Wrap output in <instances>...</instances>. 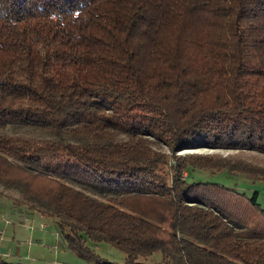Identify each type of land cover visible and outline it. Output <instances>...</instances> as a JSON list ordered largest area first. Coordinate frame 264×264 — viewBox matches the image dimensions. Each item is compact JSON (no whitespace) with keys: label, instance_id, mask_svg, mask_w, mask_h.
Listing matches in <instances>:
<instances>
[{"label":"trees","instance_id":"obj_1","mask_svg":"<svg viewBox=\"0 0 264 264\" xmlns=\"http://www.w3.org/2000/svg\"><path fill=\"white\" fill-rule=\"evenodd\" d=\"M204 149L264 156V0H0V188L70 252L264 264L257 195L187 183L264 165Z\"/></svg>","mask_w":264,"mask_h":264},{"label":"rangeland","instance_id":"obj_2","mask_svg":"<svg viewBox=\"0 0 264 264\" xmlns=\"http://www.w3.org/2000/svg\"><path fill=\"white\" fill-rule=\"evenodd\" d=\"M165 152L163 147H156ZM187 154H217L220 156L239 155L245 160H251L255 164L264 165V156L254 153H238L236 151H217V150H189L178 152L177 155ZM255 157V158H252ZM184 174V173H183ZM187 183L200 182L208 184H217L228 189H232L239 193L251 197L257 195V202L264 210V181L257 178L241 174L231 173L229 171L211 172L206 170H194L188 172ZM18 194L13 191H6L0 188V239L3 238L5 232L2 249L7 250L6 242L15 240L16 246H20L22 251H25L31 245L42 244V249L38 250V254L46 258L48 263L44 264H95L92 261L84 260L73 254L67 249L66 242L59 232L56 222L51 219L41 218L37 213L28 211L25 207H16L13 205V199ZM13 198V199H11ZM44 225V228H41ZM57 244L59 251H54L51 247ZM87 246L101 259L116 264H124L126 262L125 254L108 243L91 241L86 242ZM45 246V247H44ZM43 252V254H41ZM59 254L57 259L54 255ZM3 254V253H0ZM4 260V258H0ZM162 260L159 252L153 253L149 257H140L137 262L143 264H158ZM12 262V260H11ZM10 264V263H9Z\"/></svg>","mask_w":264,"mask_h":264},{"label":"crops","instance_id":"obj_3","mask_svg":"<svg viewBox=\"0 0 264 264\" xmlns=\"http://www.w3.org/2000/svg\"><path fill=\"white\" fill-rule=\"evenodd\" d=\"M5 237V232H3V238L0 239V258H4V260L0 259V263H7V264H44V263H48V260H46V258L41 257L38 254V250H36L35 248H39V250H44L42 249L43 245L39 243H37L36 245H31L30 247H28V249H26L25 251H22L20 246H16L15 244V240H10L6 242L7 245V250L2 249V244L5 241L4 240ZM45 247V246H44ZM52 249H55L54 251H59V246L57 244L51 247ZM57 252H55L56 254L54 255V257L57 259V256H59V254H57ZM43 254V252L41 253ZM12 260V262H11Z\"/></svg>","mask_w":264,"mask_h":264},{"label":"built area","instance_id":"obj_4","mask_svg":"<svg viewBox=\"0 0 264 264\" xmlns=\"http://www.w3.org/2000/svg\"><path fill=\"white\" fill-rule=\"evenodd\" d=\"M186 177V173L182 175V178L184 179ZM41 228H44V225H41Z\"/></svg>","mask_w":264,"mask_h":264}]
</instances>
